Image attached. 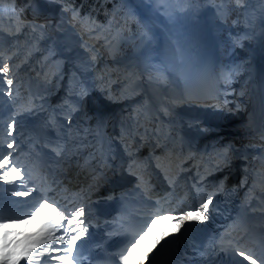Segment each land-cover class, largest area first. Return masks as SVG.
<instances>
[{
    "label": "rangeland",
    "instance_id": "rangeland-1",
    "mask_svg": "<svg viewBox=\"0 0 264 264\" xmlns=\"http://www.w3.org/2000/svg\"><path fill=\"white\" fill-rule=\"evenodd\" d=\"M106 1L112 6L101 9L106 10V18L101 20L89 12L79 14L76 6L63 4L59 0H36L39 6L35 5L34 0H23L22 3H19L20 0H0V43L4 51L0 60L9 63L13 78L11 97L4 91L9 88L6 79L0 82V90L3 91H0V136L12 118L17 120L19 133L42 119L57 125L55 116L69 118L66 110H70V105L79 100V115H85L87 110L91 115L88 120L72 122L69 140L71 153L68 150L64 155H72L76 146L89 141L91 124L99 127L101 121L106 122V126L112 120H120L117 130H132L137 134L141 142L136 141L131 150L142 148V143L150 140L147 131L153 129L164 134L161 136L163 144L168 142L173 132L170 127L174 119L164 109L168 92L172 95L173 89L177 90L180 98L176 102L179 104L176 106L178 117L187 126H183L180 120L176 128L192 140V143L189 142L181 133L176 147L179 153L185 154L181 160L189 162L196 156V168H210L211 171L213 167L217 175L222 173L225 162L220 161L222 165H215V152L226 157L228 144L217 130L208 128L203 132L198 131L197 127L209 121L214 103L243 109L240 97L242 89L237 84L251 72L252 56L257 55L264 36V0H243L240 4L236 0ZM132 5L144 7L156 18L157 25L164 33L165 52L169 56L167 69L154 74L150 89L159 103L163 118L149 123H142L140 117L141 108L145 110L146 104L140 107L137 103L127 108L128 94L143 83L135 62L148 38ZM57 44L67 51V60L57 57ZM102 48L108 51L109 56L106 71L99 62ZM25 80H34L43 96L27 107L28 112L16 117L12 109L18 111L24 101L22 85ZM206 94H212L210 99L202 100L201 97ZM56 105H60V111L56 112L55 109V114L53 108ZM107 105L121 106V109L117 115H112L107 113ZM5 112L9 116L1 117ZM85 124L90 125L88 129H85ZM115 125L109 128L115 130ZM249 127L253 125L244 123L243 130ZM242 132L229 133L237 136ZM214 134L219 140L215 139ZM193 136L206 137L198 141ZM127 138L126 146L131 142ZM0 140L5 141V137ZM241 140L239 144L244 143ZM65 168L69 169L70 165ZM211 178L207 176L208 183ZM202 186L199 191L204 193L208 185Z\"/></svg>",
    "mask_w": 264,
    "mask_h": 264
},
{
    "label": "snow or ice",
    "instance_id": "snow-or-ice-1",
    "mask_svg": "<svg viewBox=\"0 0 264 264\" xmlns=\"http://www.w3.org/2000/svg\"><path fill=\"white\" fill-rule=\"evenodd\" d=\"M242 2L243 0H236L237 4ZM0 73H2L0 82L6 79L9 85V88L4 90L5 94L11 97L13 78L10 75V67L7 61L0 62ZM17 134V120L12 118L4 130V135L11 137V139L6 140L7 149L18 148ZM2 143L5 141L0 140V144ZM59 154L60 152L57 151V155ZM0 170H3L0 173V180L3 182L13 183L19 179L21 183H25L24 170L14 162L13 152L0 155ZM35 190L34 187L29 188L28 191L14 190L12 194L14 196H28ZM211 204L212 196L209 195L199 203L198 207L189 208L179 214H154L145 224L143 230L135 234L130 246L125 249V253L121 256L122 264H145L149 258V253L166 237L179 233L185 222L200 224L207 222L209 205ZM42 214L45 215L41 223ZM84 215L83 206L66 211L46 196L42 197L30 213L23 217L5 219L3 209L0 207V264H20L22 260L31 264L34 253L41 248V254H48V261H45L44 264H49L51 260H58L61 264H65V262L66 264H78L77 256H74L73 252L77 247V241L87 232L85 221L81 219ZM34 223L40 226L34 231H29V227ZM165 224L171 227H163ZM60 245H64V247L61 248ZM52 253L61 254L52 255ZM236 253L249 264H257L252 253L239 248L236 249ZM240 264L243 262L241 261ZM261 264H264V260L261 261Z\"/></svg>",
    "mask_w": 264,
    "mask_h": 264
},
{
    "label": "bare ground",
    "instance_id": "bare-ground-1",
    "mask_svg": "<svg viewBox=\"0 0 264 264\" xmlns=\"http://www.w3.org/2000/svg\"><path fill=\"white\" fill-rule=\"evenodd\" d=\"M136 11L139 19L143 23L147 33H148V38L145 42V49L150 48V50H153V56L149 57H136V70L139 72L142 80V85L139 86V88L136 91H133L131 94H128V102H131V100L135 96H148L149 89L152 88V77L154 74H157L159 72H163L164 70L167 69L166 62H168V54L165 52L166 48V42L164 41V33L160 29V27L157 25L155 20L153 19L152 16H149L147 14V11L145 10L144 7L138 6V5H132ZM133 9V8H132ZM155 37V38H154ZM259 51H257V55L252 56V70L248 74H246L245 78H241V82L237 84L239 89L241 87L242 91L241 92V98H242V105L243 109H234V106L225 104V103H214L211 106V110L213 111L211 113L210 119L207 123H202L201 125H198L197 129L198 131H205L208 128H212L213 130H217V132L223 137L225 142L228 145H231L232 151L235 152V150L241 148L243 149L245 143L239 144V138L237 139V136H234L230 134L229 132H242L245 131L243 130V125L244 123L252 121L251 119H255L258 117L257 113L258 111L262 113L264 111V36L262 41L260 42L259 46ZM148 51V50H147ZM108 51L105 48H102V53H101V58L99 59V62H101V67L103 70L106 69V66L108 65ZM109 66V65H108ZM102 69H99L101 71ZM106 71V70H105ZM245 75V74H244ZM115 76V75H114ZM103 78V77H102ZM245 79V80H244ZM1 93V92H0ZM2 95V94H1ZM126 97H124L125 99ZM113 105V104H112ZM112 105H107V113H111L112 115H117L120 111V107H113ZM81 112V111H80ZM89 111L87 110L85 112V116L88 117ZM247 114V115H244ZM91 115V114H90ZM245 116V117H244ZM244 117V118H243ZM76 126V125H74ZM181 127V126H180ZM188 130V129H187ZM211 131V130H210ZM194 138L198 139V141H202L205 139L206 136H203L202 138L193 136ZM195 139V140H196ZM197 141V140H196ZM246 142V141H245ZM77 147V146H76ZM86 146L83 147V150H86ZM55 152V148H52L51 154L49 158L46 160L44 157L42 158H37L36 163L33 164V161L30 159V163L33 164L32 168L35 171H43V174L45 175H50V172L48 171V167L45 169L43 168L44 164H47V161L52 160V156ZM73 153V152H72ZM84 153V152H83ZM20 155H23L20 153ZM81 154H71L68 155H63L62 156V162L60 163L59 166V172L55 176V178L52 181V186L54 188L61 187V189L65 188V192L63 193L64 195H70L72 193L77 195L78 197H82V190L83 186L78 182L81 178V173L77 172V169H74V165L79 162ZM82 158V157H81ZM74 160V161H73ZM87 160V159H85ZM19 168H22L24 170L23 175L24 179H27V171L30 168L27 163L25 162L24 157L20 160V158L17 159L15 162ZM66 165H70V168L67 169L65 168ZM47 169V170H46ZM45 170V171H44ZM75 170V171H74ZM3 170H0V173H2ZM72 171V172H70ZM71 176V178L68 179V176ZM144 179L146 177H143ZM7 183L3 182L0 180V202L3 201V197L5 195H10L13 193V189L9 186L6 185ZM15 186V191H28L29 188H35L36 190L34 192H45V189L43 185H36V186H29V184L25 187L24 183H21V181L18 179L17 181L10 183V186ZM32 193L28 196H15L17 199H15L11 203L12 209H19L18 212L16 213H9V212H4L3 214L5 219H8L10 217H23L26 216L28 213H30L31 210H27L20 206V202H22L25 205L30 204L29 202H26L27 199L31 196ZM80 198V197H79ZM81 199V198H80ZM39 199L35 198L31 201L32 204H37ZM172 209H171V214L176 215L179 214L183 211L188 210L191 208V204H188L186 200L181 202H173L172 203ZM1 207V205H0ZM170 211H166L162 214H168ZM41 223L43 222L40 220ZM40 225L39 224H33L29 227V231H34L36 230ZM163 227L170 228L171 226L165 224ZM184 227V225H183ZM182 227V228H183ZM147 242V241H146ZM42 250L37 249L36 252L34 253V258L31 261V264H35L34 262H37L38 264L40 263V260L38 259V252ZM20 264H27L26 261L22 260Z\"/></svg>",
    "mask_w": 264,
    "mask_h": 264
},
{
    "label": "trees",
    "instance_id": "trees-1",
    "mask_svg": "<svg viewBox=\"0 0 264 264\" xmlns=\"http://www.w3.org/2000/svg\"><path fill=\"white\" fill-rule=\"evenodd\" d=\"M64 4H71L78 7L79 13L89 12L92 16L98 17L101 20L105 19V11L112 5L106 0H59Z\"/></svg>",
    "mask_w": 264,
    "mask_h": 264
},
{
    "label": "water",
    "instance_id": "water-1",
    "mask_svg": "<svg viewBox=\"0 0 264 264\" xmlns=\"http://www.w3.org/2000/svg\"><path fill=\"white\" fill-rule=\"evenodd\" d=\"M153 17V19H155V21H156V18L154 17V16H152ZM150 48H151V46H150ZM150 48H148V49H144L145 51H144V54L145 55H147V53L150 51ZM148 50V51H147ZM150 54V53H149Z\"/></svg>",
    "mask_w": 264,
    "mask_h": 264
}]
</instances>
